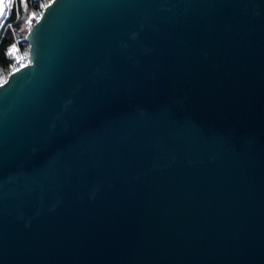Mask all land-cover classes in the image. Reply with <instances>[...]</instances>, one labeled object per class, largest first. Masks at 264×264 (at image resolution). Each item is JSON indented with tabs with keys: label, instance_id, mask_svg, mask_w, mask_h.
<instances>
[{
	"label": "water",
	"instance_id": "1",
	"mask_svg": "<svg viewBox=\"0 0 264 264\" xmlns=\"http://www.w3.org/2000/svg\"><path fill=\"white\" fill-rule=\"evenodd\" d=\"M0 84V264H264V0H52Z\"/></svg>",
	"mask_w": 264,
	"mask_h": 264
},
{
	"label": "trees",
	"instance_id": "2",
	"mask_svg": "<svg viewBox=\"0 0 264 264\" xmlns=\"http://www.w3.org/2000/svg\"><path fill=\"white\" fill-rule=\"evenodd\" d=\"M52 0H15L0 30V78L4 82L16 68L20 54L28 56L25 36ZM13 45L15 47H13Z\"/></svg>",
	"mask_w": 264,
	"mask_h": 264
},
{
	"label": "built area",
	"instance_id": "3",
	"mask_svg": "<svg viewBox=\"0 0 264 264\" xmlns=\"http://www.w3.org/2000/svg\"><path fill=\"white\" fill-rule=\"evenodd\" d=\"M6 19H7V16H6L5 20ZM27 61H28V56L27 55L20 54L19 55V58L16 61V68H15V70H17L20 67L26 65L27 64Z\"/></svg>",
	"mask_w": 264,
	"mask_h": 264
},
{
	"label": "rangeland",
	"instance_id": "4",
	"mask_svg": "<svg viewBox=\"0 0 264 264\" xmlns=\"http://www.w3.org/2000/svg\"><path fill=\"white\" fill-rule=\"evenodd\" d=\"M14 1H15V0H12L11 3H6V4H5V9H6V11H5L4 15L0 17V30H1V27L3 26V23H4L5 18H6V16H7L8 10L11 8V5L13 4ZM17 58H19V57H17ZM2 79H3V78H0V84L3 83Z\"/></svg>",
	"mask_w": 264,
	"mask_h": 264
},
{
	"label": "snow or ice",
	"instance_id": "5",
	"mask_svg": "<svg viewBox=\"0 0 264 264\" xmlns=\"http://www.w3.org/2000/svg\"><path fill=\"white\" fill-rule=\"evenodd\" d=\"M12 0H0V16H3L6 9H5V4L6 3H11ZM27 0H21V4H26ZM13 47H15L13 45Z\"/></svg>",
	"mask_w": 264,
	"mask_h": 264
},
{
	"label": "bare ground",
	"instance_id": "6",
	"mask_svg": "<svg viewBox=\"0 0 264 264\" xmlns=\"http://www.w3.org/2000/svg\"><path fill=\"white\" fill-rule=\"evenodd\" d=\"M1 17V16H0Z\"/></svg>",
	"mask_w": 264,
	"mask_h": 264
}]
</instances>
